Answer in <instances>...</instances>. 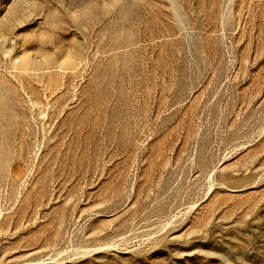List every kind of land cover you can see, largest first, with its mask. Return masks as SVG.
Here are the masks:
<instances>
[{
  "label": "rangeland",
  "instance_id": "rangeland-1",
  "mask_svg": "<svg viewBox=\"0 0 264 264\" xmlns=\"http://www.w3.org/2000/svg\"><path fill=\"white\" fill-rule=\"evenodd\" d=\"M0 264H264V0H0Z\"/></svg>",
  "mask_w": 264,
  "mask_h": 264
}]
</instances>
